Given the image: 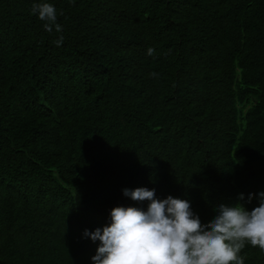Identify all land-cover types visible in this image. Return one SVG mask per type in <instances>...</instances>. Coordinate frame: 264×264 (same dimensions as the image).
Returning a JSON list of instances; mask_svg holds the SVG:
<instances>
[{
  "label": "trees",
  "instance_id": "trees-1",
  "mask_svg": "<svg viewBox=\"0 0 264 264\" xmlns=\"http://www.w3.org/2000/svg\"><path fill=\"white\" fill-rule=\"evenodd\" d=\"M138 187L202 224L221 203L258 206L264 0H0V264H94L85 230L147 210L123 194Z\"/></svg>",
  "mask_w": 264,
  "mask_h": 264
},
{
  "label": "clouds",
  "instance_id": "clouds-1",
  "mask_svg": "<svg viewBox=\"0 0 264 264\" xmlns=\"http://www.w3.org/2000/svg\"><path fill=\"white\" fill-rule=\"evenodd\" d=\"M31 12L44 21L46 31L57 33L55 7L47 2H34ZM61 35L55 44L63 43ZM154 54L148 48L147 55ZM157 77L158 73H150ZM133 201H148L147 210L139 207H114L110 224L84 235L99 241L94 264H245L241 251L246 244L264 251V192L255 194L258 206L248 210L241 203L219 204L217 215L202 224L188 200L157 199L155 189H124ZM254 194H249L248 202ZM243 200V194L238 197Z\"/></svg>",
  "mask_w": 264,
  "mask_h": 264
}]
</instances>
